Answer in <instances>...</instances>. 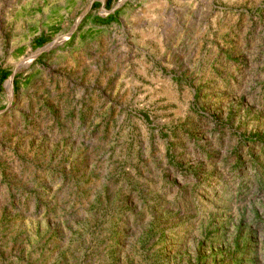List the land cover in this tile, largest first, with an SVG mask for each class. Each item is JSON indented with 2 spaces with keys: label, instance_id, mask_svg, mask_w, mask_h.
<instances>
[{
  "label": "rangeland",
  "instance_id": "obj_1",
  "mask_svg": "<svg viewBox=\"0 0 264 264\" xmlns=\"http://www.w3.org/2000/svg\"><path fill=\"white\" fill-rule=\"evenodd\" d=\"M0 264H264V0H0Z\"/></svg>",
  "mask_w": 264,
  "mask_h": 264
}]
</instances>
